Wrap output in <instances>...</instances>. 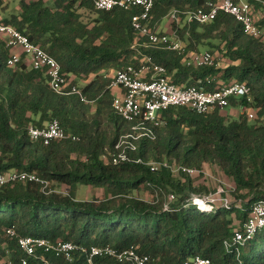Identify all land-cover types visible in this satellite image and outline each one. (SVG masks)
Segmentation results:
<instances>
[{
  "label": "trees",
  "instance_id": "obj_1",
  "mask_svg": "<svg viewBox=\"0 0 264 264\" xmlns=\"http://www.w3.org/2000/svg\"><path fill=\"white\" fill-rule=\"evenodd\" d=\"M6 1L0 0V6ZM214 1L154 0L153 23L163 33L161 27L168 22L170 11L185 14ZM245 1L253 7L256 24L264 31V17H257V12H264V0ZM18 8L17 14H0L1 23L15 27L55 58L63 72L72 76V85L82 83L84 96L93 104L54 92L45 73L31 69L24 57L19 65L9 67L10 50L0 36V172L36 173L50 184L69 187L66 194L48 193L38 183L0 187V259L8 257L11 264H20L22 253L16 241L4 233V229L15 227L23 236L72 242L87 249L134 248L150 256L152 264H183L196 256L214 264L236 263V253L228 252L225 242L247 221L251 207L264 201V34L250 37L242 24L225 13L208 24L187 23L183 15V21L170 23L168 30L176 32L185 45V53L180 54L136 47L143 39L131 20L140 9L97 11L91 0H20ZM82 10L91 17L86 18ZM201 48L221 56L219 68L184 64L187 53L201 52ZM141 51L166 68L173 84L214 92L237 81L251 89L252 102L231 99L229 108L238 109L237 114H230L233 117L219 109L198 114L185 107L170 108L164 114L166 126L153 138L138 141L132 157L142 163L104 162L106 150L113 151L131 131L112 109L114 93L108 75L139 64ZM240 106L250 108L255 118L240 114ZM52 120H58L79 140L45 146L30 138V126L43 127ZM151 162L205 171L207 166L216 168L233 184L228 185L231 208L205 214L188 206L193 195L214 192L217 180L227 185L222 179L215 178L211 190L195 183L194 178L202 175L174 176L163 167L152 172ZM79 186L103 189L106 196L80 201L76 198ZM141 187L158 189L161 199L149 202L133 195ZM169 193L176 195V201L165 211L163 199ZM48 258L57 264H87L80 251L70 263L54 255ZM241 260L264 264V230L242 248ZM94 262L130 264L111 257H98Z\"/></svg>",
  "mask_w": 264,
  "mask_h": 264
},
{
  "label": "built area",
  "instance_id": "obj_2",
  "mask_svg": "<svg viewBox=\"0 0 264 264\" xmlns=\"http://www.w3.org/2000/svg\"><path fill=\"white\" fill-rule=\"evenodd\" d=\"M97 11L110 12L115 9L133 11L140 9V13L132 17L131 25L143 41L137 42L136 47L145 49H167L185 53V45L176 32L165 30L161 33L153 23L151 15L154 8V0H91ZM219 13H225L234 17L242 24L244 33L253 38H261L264 31L256 24V17L253 7L244 0H215L209 2L206 8L188 13H181L179 10H172L167 15L169 23L177 25L183 20L191 23L198 21L201 24L213 22ZM0 36L5 40L10 50L8 59L9 67H16L23 61L31 69L42 71L49 80L51 89L59 95L78 96L86 104H93L83 94L79 85H72V76L63 72L60 63L49 55L40 46L34 44L28 36L18 31L11 25L0 21ZM139 64L130 65L124 70L116 71L108 75L111 82L109 89L114 93L112 109L121 119L131 127V131L122 136L115 145L113 151L106 150L102 156L104 162L114 165L120 163H142L141 159H134L132 153L138 150V141L145 138H153L155 132L166 126V111L173 107H185L198 114H207L216 109L224 110L230 107L231 99L246 100L252 102L251 89L245 83L233 81L214 92H207L203 87L178 86L168 78L167 70L162 65L154 62L152 56L139 52ZM222 59L218 54L209 51L187 53L183 62L188 67H211L219 68ZM240 114H247L250 120L255 118L254 112L246 106L239 107ZM29 136L34 141H39L45 146L63 140L78 141L79 137L67 133L58 120H52L43 127H29ZM152 172L166 168L174 176L186 175L206 176L211 175L205 170L189 168L181 164H169L151 162L149 163ZM216 180V179H215ZM219 185L214 192L193 195L188 201V206L197 208L205 214L215 213L218 209H230L232 198L230 187L217 180ZM15 183H38L48 193L58 192L53 190L48 181L39 178L36 173L26 171L10 170L0 172V187ZM151 187V185H149ZM159 193L158 189L154 190ZM164 210L168 211L171 204L176 201V195L169 193L165 198ZM264 230V201H260L251 207L247 221L241 228L234 230L231 241L227 240L225 246L228 252L236 253L237 262L227 264H244L241 260L242 248L252 242L257 234ZM5 235L16 241L21 251L20 264H57L48 258L54 255L66 263L73 260V254L77 251L84 253L87 257V264H95L98 257H111L121 263L130 264H152L153 260L148 255L139 254L134 248L118 251L110 246H94L87 249L72 242L51 241L47 238L31 237L21 235L15 227L4 229ZM234 248V250H233ZM11 264L8 257L0 259V264ZM183 264H214L211 260L196 256L185 261Z\"/></svg>",
  "mask_w": 264,
  "mask_h": 264
},
{
  "label": "rangeland",
  "instance_id": "obj_3",
  "mask_svg": "<svg viewBox=\"0 0 264 264\" xmlns=\"http://www.w3.org/2000/svg\"><path fill=\"white\" fill-rule=\"evenodd\" d=\"M19 1L20 0H12V2H11L8 0V1L4 2L0 6V14L3 15V17L8 16V14H13V13L17 14L19 12V8H18ZM81 13H83L86 18L91 17V14L87 10H82ZM257 13H258L257 17H259V19L262 20L264 17V12L262 11V12H257ZM165 27H167V29ZM170 27H171V24L170 23L168 24V22L164 21L161 28L163 30H165V29L170 30L171 29ZM200 50H201V52H203V51L210 50V49L201 48ZM215 51H217V50H215ZM78 84L81 86L82 83H78ZM237 110L238 109L231 107L229 109L228 108L224 109L223 111L225 113H227L230 117H233L230 114L232 112L234 115L237 114ZM262 123H264V119L262 120ZM206 170L211 175V177L202 176V177L194 178L195 183H197L199 185V187H201V186L206 187L205 185H207L208 189L213 190L216 186V183L214 181L215 178L216 179L217 178L222 179L229 186L233 185L232 182L229 181L226 177H224L216 168L211 167V166H207ZM204 178H207V179H204ZM50 186L53 190H56V191L64 193V194H66L69 191V187L65 184H59V183L53 182L50 184ZM133 195H135L136 197H139L143 200L149 201V202L161 199V196L158 193L152 191L151 189H146L144 187H141L137 192H134ZM105 196H106V193L103 189L94 188L91 186H79L77 193H76V198L80 201L93 200V199L102 200L105 198ZM233 198H235V197H233ZM235 199H237V198H235ZM163 201L166 202V200H164V199H163ZM243 203H244V201L241 202V204L239 202V205L241 207H243L244 206ZM233 217H235V215H233ZM235 224L238 225V222L236 221Z\"/></svg>",
  "mask_w": 264,
  "mask_h": 264
},
{
  "label": "clouds",
  "instance_id": "obj_4",
  "mask_svg": "<svg viewBox=\"0 0 264 264\" xmlns=\"http://www.w3.org/2000/svg\"><path fill=\"white\" fill-rule=\"evenodd\" d=\"M167 27H168V26H167ZM167 27H165V28L167 29ZM166 29H165V30H166ZM167 31H168V30H167Z\"/></svg>",
  "mask_w": 264,
  "mask_h": 264
},
{
  "label": "crops",
  "instance_id": "obj_5",
  "mask_svg": "<svg viewBox=\"0 0 264 264\" xmlns=\"http://www.w3.org/2000/svg\"><path fill=\"white\" fill-rule=\"evenodd\" d=\"M231 114H233V112Z\"/></svg>",
  "mask_w": 264,
  "mask_h": 264
}]
</instances>
